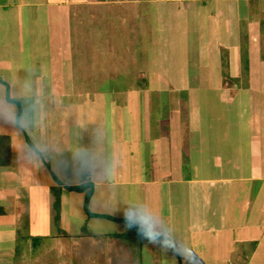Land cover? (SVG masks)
Masks as SVG:
<instances>
[{
    "label": "crops",
    "instance_id": "crops-1",
    "mask_svg": "<svg viewBox=\"0 0 264 264\" xmlns=\"http://www.w3.org/2000/svg\"><path fill=\"white\" fill-rule=\"evenodd\" d=\"M0 78L10 95L31 81L44 96L31 129L0 123V264L46 257L49 235L32 231L42 202L53 236L78 238L80 264L100 238L111 252L138 244L140 264L163 250L183 264L88 216L84 193L65 189L84 181L90 212L146 205L198 264H264V0H0ZM26 137L49 146L43 158ZM77 148L95 157L84 178Z\"/></svg>",
    "mask_w": 264,
    "mask_h": 264
},
{
    "label": "clouds",
    "instance_id": "clouds-1",
    "mask_svg": "<svg viewBox=\"0 0 264 264\" xmlns=\"http://www.w3.org/2000/svg\"><path fill=\"white\" fill-rule=\"evenodd\" d=\"M44 96L42 89H34L31 81H27L16 96L10 95L7 89L0 90V123L8 124L21 131L31 129L42 111ZM22 105L18 107L17 105ZM49 151V146L42 141H36L26 148L30 160H40ZM73 161L78 165L81 177L84 178L94 167L95 157L83 148H77L72 153ZM112 168L105 169L106 175H111ZM123 219L129 230L135 229L139 235L150 243H159L180 256L183 264H198L194 254L176 243L171 235L161 227L157 216L143 204H131L123 212Z\"/></svg>",
    "mask_w": 264,
    "mask_h": 264
},
{
    "label": "rangeland",
    "instance_id": "rangeland-1",
    "mask_svg": "<svg viewBox=\"0 0 264 264\" xmlns=\"http://www.w3.org/2000/svg\"><path fill=\"white\" fill-rule=\"evenodd\" d=\"M11 87L15 90V86ZM1 88L6 89V86L1 85ZM37 207L38 208L36 209L39 212V222L36 227L32 228V231L41 235H49L48 241L50 243H48L45 248L47 255L45 254L46 257H44V254L33 255L31 253L26 259L17 264H80L78 255L73 254V248L75 247L74 244L75 242H78V238L73 236L70 238L54 237L53 234L55 228L53 224H50L48 221L45 214L44 203L42 202L41 205ZM23 232L24 229L20 228V233L22 234ZM99 242V247H97L96 250L97 253L93 252V257L89 258L90 264H140L141 257L138 244H131L129 254L127 248L123 249L121 252L108 251L109 247L107 241L100 238ZM162 252L164 254L162 264H176V261H171L165 257L166 253H164V250ZM108 254H110L109 258Z\"/></svg>",
    "mask_w": 264,
    "mask_h": 264
},
{
    "label": "trees",
    "instance_id": "trees-1",
    "mask_svg": "<svg viewBox=\"0 0 264 264\" xmlns=\"http://www.w3.org/2000/svg\"><path fill=\"white\" fill-rule=\"evenodd\" d=\"M0 82L5 83L1 78H0ZM5 85L7 87L8 93H9V86L6 83H5ZM17 106L21 107L20 104H18ZM26 139H27V142L29 145L32 144L30 142V140L28 139V137H26ZM10 155H11L10 138L8 136L0 134V167L8 165L9 160H10ZM47 166L49 167L48 164H47ZM53 177L58 184H60V185L62 184L54 175H53ZM65 189H67L69 191H76V192L84 193V196H85L84 209H85L88 216H90V217L100 216V217H105V218H108V219H111L114 221H119V222L125 223L123 218H114L111 216L99 215V214H94V213L90 212L88 205H89V201H90V198H91L93 190H94V185L92 182L84 181L78 185L65 186ZM53 209L55 212L54 221H55V224L57 225V223L59 221V210H60V190L54 191ZM128 234L132 237H134V236L135 237H142L141 235H139V233L135 229H133V230L128 229Z\"/></svg>",
    "mask_w": 264,
    "mask_h": 264
}]
</instances>
